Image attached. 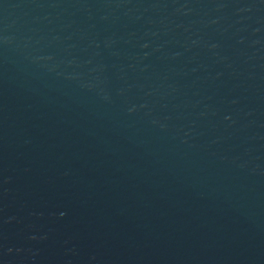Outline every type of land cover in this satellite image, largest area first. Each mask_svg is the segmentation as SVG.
I'll return each instance as SVG.
<instances>
[{"label":"water","instance_id":"95a60500","mask_svg":"<svg viewBox=\"0 0 264 264\" xmlns=\"http://www.w3.org/2000/svg\"><path fill=\"white\" fill-rule=\"evenodd\" d=\"M0 264H264V0H0Z\"/></svg>","mask_w":264,"mask_h":264}]
</instances>
